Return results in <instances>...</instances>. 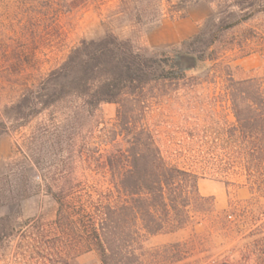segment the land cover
I'll list each match as a JSON object with an SVG mask.
<instances>
[{
  "label": "trees",
  "instance_id": "16d2710c",
  "mask_svg": "<svg viewBox=\"0 0 264 264\" xmlns=\"http://www.w3.org/2000/svg\"><path fill=\"white\" fill-rule=\"evenodd\" d=\"M257 1L262 0H226L199 34L182 44L183 53L178 57L164 52L141 53L114 31L105 32L97 40H83L64 64L36 85H26L18 100L4 108V116L12 125L2 121L0 136L13 137L60 104L71 99L81 101V107L67 111L64 123H56L50 116V124L34 129L21 170L26 180L20 187L21 198L44 193L58 206L53 229L60 243L52 255L58 264H78V259L88 254H95L99 264H142L143 245L150 237L203 225L207 231L229 238L232 217L241 218L250 209L263 214L264 75L252 73L236 79L239 66L233 63L254 54L264 59V51H247L244 44L251 42L248 38L237 43L235 39L223 41L233 30L264 12L262 7L256 9ZM167 2L171 5L170 0ZM127 3L120 0L116 15L134 25L142 24L145 15H134ZM232 51H238L241 57L230 61L228 53ZM181 56L193 59L195 68L186 69ZM206 63L213 65L214 80L222 81L221 99L233 120L225 123L227 128L221 133L230 149L217 157L218 164L199 168L200 173L169 162L144 118L150 105L146 98L149 85L184 82L190 72L196 73L200 64ZM106 104L119 107L114 135L122 136L128 147L110 151L104 157L97 179H77V160L91 164V157L84 153L86 149L78 147L82 120ZM135 114L141 120L136 121ZM13 147L14 155L24 152L18 142ZM30 166L38 172L37 182L27 176L26 168ZM56 170L67 177L50 178ZM88 170L94 172L91 167ZM206 171L226 179L228 187H248L256 202L248 201L245 206L230 202L226 209L218 211L214 198L200 192ZM260 231H264V224L253 237L264 246ZM188 245L175 244L168 249ZM183 258L179 256L176 261Z\"/></svg>",
  "mask_w": 264,
  "mask_h": 264
},
{
  "label": "rangeland",
  "instance_id": "374dc122",
  "mask_svg": "<svg viewBox=\"0 0 264 264\" xmlns=\"http://www.w3.org/2000/svg\"><path fill=\"white\" fill-rule=\"evenodd\" d=\"M127 1L126 7L134 15H145L142 24L134 25L122 19V15H116L120 0H0V123L7 121L4 108L18 100L25 86L36 85L64 64L81 41L97 40L105 32L114 31L121 40H130L141 53L164 52L178 57L183 53L182 44L199 34L226 0H170L171 5L167 0ZM256 4V9H264V0ZM190 21L195 23L196 33L175 38L178 24ZM246 38L251 40L244 44L247 51H264V12L233 30L223 41L229 43L235 39L237 43ZM228 57L232 61L241 55L232 51ZM233 66H239L236 79L250 77L252 73L264 75V59L259 54L239 60ZM213 77V65L200 64L199 70L190 72L186 81L151 84L146 94L150 105L144 123L155 134L164 156L173 164L200 173L199 168L218 164L217 157L230 149L221 133L227 128L225 123H232L233 119L221 99L222 81ZM79 107L81 101L71 99L34 120L17 135L0 136V264H58V259L52 257L60 243L53 229L58 206L44 193L21 198L20 187L26 181L21 170L34 129L50 124V116L54 117L52 121L64 123L67 111ZM118 109L115 104L102 105L99 111L86 114L82 120L84 128L77 138L78 147L86 149L84 153L91 157V164L78 159L75 178L97 179V169L104 157L110 151L128 147L122 136L114 135ZM136 114V121L141 120ZM7 124L12 125L8 121ZM14 142L21 144L24 152L14 155ZM26 172L29 179L38 181V172L33 167L26 168ZM49 177L60 179L67 174L56 170ZM225 181L206 171L200 183L201 194L214 198L218 211L226 209L230 202L234 206L256 202L248 187H228ZM261 202L264 204V200ZM235 216L231 219L229 238L197 225L146 239L142 264H260L264 261V246L253 236L264 224V212L258 214L250 209L241 218ZM260 234L264 236V231ZM186 243L188 247L168 249ZM179 256L184 258L177 262ZM77 263L99 264V260L95 254H88Z\"/></svg>",
  "mask_w": 264,
  "mask_h": 264
},
{
  "label": "crops",
  "instance_id": "0c3cea01",
  "mask_svg": "<svg viewBox=\"0 0 264 264\" xmlns=\"http://www.w3.org/2000/svg\"><path fill=\"white\" fill-rule=\"evenodd\" d=\"M202 12H203V15H205L206 12L204 9H202ZM196 29L197 27H195V23H193L192 21H190V23H180L178 24L176 28V32H174L173 36L177 39L185 38V36L191 33L192 35H194L196 33ZM3 145H5V143Z\"/></svg>",
  "mask_w": 264,
  "mask_h": 264
},
{
  "label": "water",
  "instance_id": "95a60500",
  "mask_svg": "<svg viewBox=\"0 0 264 264\" xmlns=\"http://www.w3.org/2000/svg\"><path fill=\"white\" fill-rule=\"evenodd\" d=\"M180 60L186 69H194L195 68V62L193 59L181 56Z\"/></svg>",
  "mask_w": 264,
  "mask_h": 264
}]
</instances>
